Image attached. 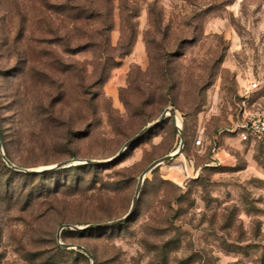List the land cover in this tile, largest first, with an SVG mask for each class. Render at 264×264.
<instances>
[{
    "label": "rangeland",
    "instance_id": "374dc122",
    "mask_svg": "<svg viewBox=\"0 0 264 264\" xmlns=\"http://www.w3.org/2000/svg\"><path fill=\"white\" fill-rule=\"evenodd\" d=\"M113 1L106 46L98 25L44 17L37 2L29 63L24 3L0 0L3 151L28 170L106 161L167 108L184 147L146 174L133 214L105 230L80 228L129 212L140 174L180 145L172 117L102 164L38 175L0 154V264H92L58 244L63 225L61 241L97 264H264V143L229 131L264 111V0ZM123 6L138 16L119 58Z\"/></svg>",
    "mask_w": 264,
    "mask_h": 264
},
{
    "label": "trees",
    "instance_id": "16d2710c",
    "mask_svg": "<svg viewBox=\"0 0 264 264\" xmlns=\"http://www.w3.org/2000/svg\"><path fill=\"white\" fill-rule=\"evenodd\" d=\"M24 3L22 6L23 17H24V27L22 29V38L25 40V48L23 54L25 56L24 60L26 62H33V55L31 51H33L35 42V38H33V34H25L27 28V22H31L30 16L28 13H33L36 8V3L41 4V13L44 17H46L47 11H53L58 13H64L67 15L69 20L73 23L75 28L82 27L84 29L98 25L96 29L98 35L100 37V46H106L109 42V32L113 28V11H114V1L113 0H22ZM122 10V18H123V28L124 33L122 35L118 50V57L123 58L125 55L131 53L132 48L135 44V27L132 23L133 18L137 17V14H131L127 6H123ZM33 19V18H32ZM126 30L129 32L126 34ZM44 56L50 57V53L44 52ZM109 69V68H108ZM106 65L104 66L101 74L102 78L106 75ZM153 130V129H152ZM151 130V131H152ZM150 133V132H148ZM135 144V143H134ZM132 144L130 147L134 146ZM7 157H10L7 154ZM11 160V159H10ZM48 172L41 171L38 175H46ZM121 224V223H120ZM119 225V224H117ZM116 226V225H114ZM109 227H99L100 229H109Z\"/></svg>",
    "mask_w": 264,
    "mask_h": 264
},
{
    "label": "water",
    "instance_id": "95a60500",
    "mask_svg": "<svg viewBox=\"0 0 264 264\" xmlns=\"http://www.w3.org/2000/svg\"><path fill=\"white\" fill-rule=\"evenodd\" d=\"M167 117H172L174 121H176L177 123V117L174 113L173 110H171L170 108L165 109L162 114L154 121H152L151 123L147 124L143 129H141L137 134H135L133 137H131L126 143L125 145L121 148V150L118 152V154L116 156H114L111 159H108L106 161H98V160H81V159H66L63 160L59 163H57L55 166H51V167H45L39 170H28L26 168H22L17 166L16 164H14L4 153L2 145L0 144V154L2 156V159L5 161V163L15 169V170H19V171H24V172H41V171H46V170H51L53 168H61V167H67V166H71V165H76V164H85V163H91V164H102L108 161H111L112 159L117 158L123 151H125L128 147H130L132 144H134L137 140H139L141 137H143L145 134H147L148 132H150L152 129H154L155 127H157L162 121H164ZM178 129H179V133H180V145L178 147V149L168 155H165L159 159H156L155 161H153L151 164H149L145 170L140 174L139 176V181L136 187V191H135V195L133 197V202L131 205V208L129 210V212L123 216L122 218H119L117 220L111 221V222H106V223H98V224H90V225H86L83 228L80 229H87V228H93V227H109V226H114L117 224H120L124 221H126L134 212L135 208H136V204H137V199L139 196V192L142 186V183L145 180L146 174H148L149 172H151L153 169H155L157 166H159L161 163L169 161L173 158H175L176 156H178V154L181 153L183 147H184V143H185V137L182 133V129L181 127H179L177 125ZM65 227H69V225H63L61 226L58 231H57V242L58 244L63 247V248H67V249H76L82 253H84L88 258H90V260L92 261V264H97L96 260L94 258V256L92 255V253L85 248L82 245L79 244H71V243H63L61 241L60 238V233L63 230V228ZM77 228V227H74ZM79 229V228H77Z\"/></svg>",
    "mask_w": 264,
    "mask_h": 264
},
{
    "label": "built area",
    "instance_id": "2783aa9c",
    "mask_svg": "<svg viewBox=\"0 0 264 264\" xmlns=\"http://www.w3.org/2000/svg\"><path fill=\"white\" fill-rule=\"evenodd\" d=\"M230 132H237L243 141L260 140L264 143V111L246 116V119L238 124ZM201 144V140H198Z\"/></svg>",
    "mask_w": 264,
    "mask_h": 264
},
{
    "label": "bare ground",
    "instance_id": "6f19581e",
    "mask_svg": "<svg viewBox=\"0 0 264 264\" xmlns=\"http://www.w3.org/2000/svg\"><path fill=\"white\" fill-rule=\"evenodd\" d=\"M177 125L180 127V123H179V121L177 120Z\"/></svg>",
    "mask_w": 264,
    "mask_h": 264
}]
</instances>
